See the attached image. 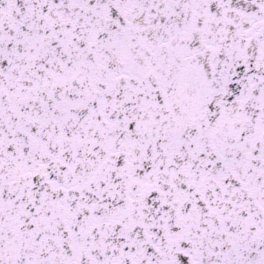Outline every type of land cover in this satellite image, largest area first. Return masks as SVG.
Here are the masks:
<instances>
[{
    "label": "snow or ice",
    "instance_id": "snow-or-ice-1",
    "mask_svg": "<svg viewBox=\"0 0 264 264\" xmlns=\"http://www.w3.org/2000/svg\"><path fill=\"white\" fill-rule=\"evenodd\" d=\"M0 264H264V0H0Z\"/></svg>",
    "mask_w": 264,
    "mask_h": 264
}]
</instances>
